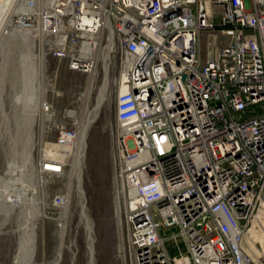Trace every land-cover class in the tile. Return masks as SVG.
<instances>
[{"label":"built area","instance_id":"1","mask_svg":"<svg viewBox=\"0 0 264 264\" xmlns=\"http://www.w3.org/2000/svg\"><path fill=\"white\" fill-rule=\"evenodd\" d=\"M21 4L3 34H39L70 69L90 71L109 36L121 52L112 156L129 264H264L247 240L264 208V0ZM52 126L58 149L75 146L78 129ZM43 158L40 171L64 172L65 154ZM52 201L60 211L65 192Z\"/></svg>","mask_w":264,"mask_h":264},{"label":"rangeland","instance_id":"2","mask_svg":"<svg viewBox=\"0 0 264 264\" xmlns=\"http://www.w3.org/2000/svg\"><path fill=\"white\" fill-rule=\"evenodd\" d=\"M21 2H13L4 24ZM2 29L0 264H129L113 182L114 103L122 69L118 46L108 52L98 49L90 71L73 70L46 54L39 34L10 29L4 35ZM206 40L199 33L201 56L209 52ZM43 100L50 103L48 112L40 109ZM55 121L78 131L85 127L82 146H77V136L75 146L58 149L52 142ZM63 154L67 164L62 174L39 170L41 158ZM59 189L66 194L60 211L52 201ZM19 190L18 199H8L7 194ZM176 245L184 249L183 238L166 242L171 253L178 252Z\"/></svg>","mask_w":264,"mask_h":264},{"label":"bare ground","instance_id":"3","mask_svg":"<svg viewBox=\"0 0 264 264\" xmlns=\"http://www.w3.org/2000/svg\"><path fill=\"white\" fill-rule=\"evenodd\" d=\"M14 1L15 0H0V29L3 26L4 22L6 20H8L7 18H8L9 12L11 11L10 9L13 6ZM108 39H109L108 42L104 46L99 45L98 49H100V50L104 49V51H107V52L112 50V48H113L112 38L109 36ZM96 53H97V51L95 52V54ZM94 55H93V60L95 59ZM121 71H122V69H121ZM120 77H121V72H120L118 79ZM121 89H122V87H117V91L121 90ZM102 96L103 95L99 96L100 100H102ZM68 113L71 114L72 111H69ZM84 130H85V127L78 131L77 146H80V145L82 146V144H83ZM59 158H61V157H59ZM22 187L23 186H21L20 188H22ZM20 192H22V191L19 190V191L15 192L14 194H7V197L9 200H12L13 199L12 195H14V198L18 199ZM1 193H2V191L0 189V194ZM259 233H262V234H259ZM247 240H248L251 248L255 252H259L260 250H263V246H264V208H260L256 211L255 216L253 218V221H252V223L249 226L248 231H247ZM255 243L258 245H255ZM89 245L91 246L90 241H89ZM90 246H89V250L91 251Z\"/></svg>","mask_w":264,"mask_h":264}]
</instances>
